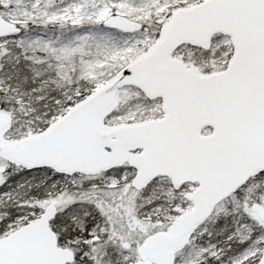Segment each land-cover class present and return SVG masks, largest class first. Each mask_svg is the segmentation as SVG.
Segmentation results:
<instances>
[{"label": "snow or ice", "instance_id": "snow-or-ice-1", "mask_svg": "<svg viewBox=\"0 0 264 264\" xmlns=\"http://www.w3.org/2000/svg\"><path fill=\"white\" fill-rule=\"evenodd\" d=\"M0 264H264V0H0Z\"/></svg>", "mask_w": 264, "mask_h": 264}]
</instances>
